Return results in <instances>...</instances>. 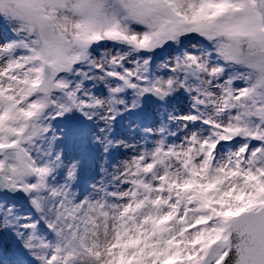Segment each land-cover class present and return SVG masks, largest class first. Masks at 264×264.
<instances>
[{"label":"snow or ice","instance_id":"obj_1","mask_svg":"<svg viewBox=\"0 0 264 264\" xmlns=\"http://www.w3.org/2000/svg\"><path fill=\"white\" fill-rule=\"evenodd\" d=\"M0 264H264V0H0Z\"/></svg>","mask_w":264,"mask_h":264}]
</instances>
